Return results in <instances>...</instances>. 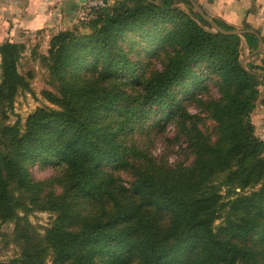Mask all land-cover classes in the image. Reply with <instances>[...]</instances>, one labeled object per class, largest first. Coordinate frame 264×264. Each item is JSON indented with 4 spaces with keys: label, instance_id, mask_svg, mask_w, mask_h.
Segmentation results:
<instances>
[{
    "label": "trees",
    "instance_id": "obj_1",
    "mask_svg": "<svg viewBox=\"0 0 264 264\" xmlns=\"http://www.w3.org/2000/svg\"><path fill=\"white\" fill-rule=\"evenodd\" d=\"M88 10L83 31L56 32L38 55L52 107L23 123L8 118L30 90L31 75L18 70L24 45L0 43V223H14L18 247L0 264H264V141L251 121L264 63L241 62L244 47L258 56L263 37L196 0H105ZM131 44L146 54L134 59ZM151 111L174 123L188 164L131 140ZM34 163L60 172L35 180ZM114 170L130 174L129 186ZM35 210L55 214L43 233L27 218Z\"/></svg>",
    "mask_w": 264,
    "mask_h": 264
},
{
    "label": "rangeland",
    "instance_id": "obj_2",
    "mask_svg": "<svg viewBox=\"0 0 264 264\" xmlns=\"http://www.w3.org/2000/svg\"><path fill=\"white\" fill-rule=\"evenodd\" d=\"M90 16L89 10L85 8L82 18L77 19L70 27L61 30L75 29V27H78L79 30L83 31L84 28L80 27V23ZM53 34L46 33L45 31H34L20 38V43L24 45V50L18 63V70L24 75H31L29 78L30 90L20 91L16 95L13 107L9 113V123H13L17 118L23 123L27 115L36 108L43 106L52 107L41 94L43 90H52V87L47 82L48 73L39 62L38 55L47 52L48 42ZM130 46L132 49L129 48V46H127L126 49L130 50V56L134 59L146 54L145 50L140 49V46L134 44ZM136 51H139V53H136ZM243 57L244 52H242V59ZM241 62L243 66H245L244 61L241 60ZM250 62L255 65V59H252ZM157 64L160 65L159 63ZM209 88L211 95L217 97L218 94L215 88L212 85H209ZM185 107L188 113H199L201 118H204L199 124L200 128L212 134L213 122L205 117V113L202 111L200 112L193 102L187 101ZM158 115L159 113L151 111L145 118L139 121L131 140H135L134 142L136 145L146 149L154 158L159 159L163 157L169 165L177 163L188 164L192 156L189 154L186 143L183 142V138L176 139V127L174 123L168 121L165 123L161 121V123H159L157 122ZM29 171L32 178L35 180H43L60 172L59 168L56 166L40 163L30 165ZM113 174L121 180L123 185L129 186L131 177L127 171L114 170ZM20 215H22V213H20ZM54 217L55 214L47 210H35L27 215L29 222H31L40 233H43L44 229L50 226ZM223 218L224 212H221L220 216L215 221V226L220 225ZM13 226L14 223L12 221L0 223V261H7L18 254V247L9 240V234ZM4 234H6V236H4Z\"/></svg>",
    "mask_w": 264,
    "mask_h": 264
},
{
    "label": "crops",
    "instance_id": "obj_3",
    "mask_svg": "<svg viewBox=\"0 0 264 264\" xmlns=\"http://www.w3.org/2000/svg\"><path fill=\"white\" fill-rule=\"evenodd\" d=\"M89 0H0V42H20L34 31L55 33L82 18ZM105 2V0H103ZM211 16L235 27L244 24L257 30L263 40L258 56L244 47V64L255 59L264 63V0H196ZM88 9V8H87ZM255 134L264 141V82L258 87L251 113Z\"/></svg>",
    "mask_w": 264,
    "mask_h": 264
},
{
    "label": "built area",
    "instance_id": "obj_4",
    "mask_svg": "<svg viewBox=\"0 0 264 264\" xmlns=\"http://www.w3.org/2000/svg\"><path fill=\"white\" fill-rule=\"evenodd\" d=\"M103 3H104L103 0H89L87 2V8L88 9H92V8L96 9V8L102 6Z\"/></svg>",
    "mask_w": 264,
    "mask_h": 264
},
{
    "label": "water",
    "instance_id": "obj_5",
    "mask_svg": "<svg viewBox=\"0 0 264 264\" xmlns=\"http://www.w3.org/2000/svg\"><path fill=\"white\" fill-rule=\"evenodd\" d=\"M197 8L199 9V7L197 6ZM210 22H211V20H210ZM211 24L212 25H214L215 26V24H213V22H211ZM216 27V26H215ZM237 33H240V31H236ZM261 44H262V42H261V39L259 40V45H258V48L255 50V52L254 53H256V52H258V50L260 49V47H261ZM257 74H259V75H261V76H264V72H261V73H257Z\"/></svg>",
    "mask_w": 264,
    "mask_h": 264
}]
</instances>
